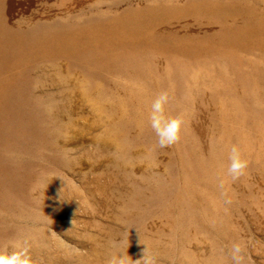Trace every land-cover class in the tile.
<instances>
[{
  "label": "rangeland",
  "instance_id": "374dc122",
  "mask_svg": "<svg viewBox=\"0 0 264 264\" xmlns=\"http://www.w3.org/2000/svg\"><path fill=\"white\" fill-rule=\"evenodd\" d=\"M165 89L184 125L160 148ZM125 226L133 259L213 264L243 241L264 264V0H0V245L105 264Z\"/></svg>",
  "mask_w": 264,
  "mask_h": 264
},
{
  "label": "clouds",
  "instance_id": "9594fccd",
  "mask_svg": "<svg viewBox=\"0 0 264 264\" xmlns=\"http://www.w3.org/2000/svg\"><path fill=\"white\" fill-rule=\"evenodd\" d=\"M170 96L168 90L159 92L151 104L149 124L157 138L156 143L160 148L170 147L176 144L181 137L184 125V114L168 115L166 105ZM227 176L232 182L239 180L246 174L249 161L244 156L240 146L233 144L228 154ZM223 186V181L221 182ZM231 198L225 200V204H231ZM123 224L122 221H118ZM133 228V227H131ZM125 226L124 231L118 236L107 241L105 264H160L159 253L152 251L146 245L139 258L133 259L128 253L130 247V229ZM138 230V229H137ZM139 232V231H138ZM0 264H31L27 241L0 245ZM213 264H246V246L243 241H236L225 250L220 248L216 253Z\"/></svg>",
  "mask_w": 264,
  "mask_h": 264
}]
</instances>
